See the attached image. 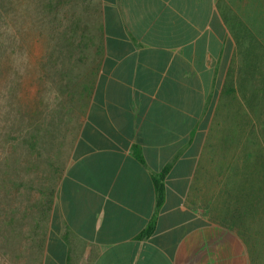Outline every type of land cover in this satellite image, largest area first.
<instances>
[{
	"label": "crops",
	"instance_id": "obj_1",
	"mask_svg": "<svg viewBox=\"0 0 264 264\" xmlns=\"http://www.w3.org/2000/svg\"><path fill=\"white\" fill-rule=\"evenodd\" d=\"M100 2L101 61L40 264H252L263 181L210 160L236 49L219 0Z\"/></svg>",
	"mask_w": 264,
	"mask_h": 264
},
{
	"label": "rangeland",
	"instance_id": "obj_2",
	"mask_svg": "<svg viewBox=\"0 0 264 264\" xmlns=\"http://www.w3.org/2000/svg\"><path fill=\"white\" fill-rule=\"evenodd\" d=\"M219 10L236 49L214 120L216 152L210 160L230 166L226 176L232 180L253 176L264 185V0H219ZM100 12V0H0L4 264L41 263L43 253L33 250L35 233L47 232L91 95L88 88L98 73ZM50 200L52 208L39 229L41 207ZM250 221L252 264H264V213L257 223Z\"/></svg>",
	"mask_w": 264,
	"mask_h": 264
},
{
	"label": "trees",
	"instance_id": "obj_3",
	"mask_svg": "<svg viewBox=\"0 0 264 264\" xmlns=\"http://www.w3.org/2000/svg\"><path fill=\"white\" fill-rule=\"evenodd\" d=\"M100 37H101V28H100ZM102 37H101V40H100V51H99V54L102 55V49H103V45H102ZM92 89H93V86H90L88 88L89 90V94H91L92 92ZM89 97V96H88ZM9 168V167H8ZM1 188H2V184L0 185V194H1ZM159 192H160V198H162V193H163V190L161 188V186H159ZM51 200H50V205L48 204L47 205V202L46 204H44L42 207H41V210H40V217H39V220H38V228L40 229L41 226H42V223H44L46 220H47V217H48V212L49 210L52 208L51 207ZM36 237H35V243H34V246H33V250L35 252H39V253H43L44 251V247H45V243H46V236H47V232L43 233V234H40L39 232H36L35 233ZM6 261H0L1 264H4Z\"/></svg>",
	"mask_w": 264,
	"mask_h": 264
}]
</instances>
